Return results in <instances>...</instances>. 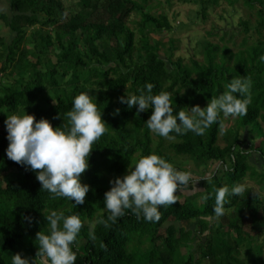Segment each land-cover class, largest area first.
I'll list each match as a JSON object with an SVG mask.
<instances>
[{"label":"trees","instance_id":"16d2710c","mask_svg":"<svg viewBox=\"0 0 264 264\" xmlns=\"http://www.w3.org/2000/svg\"><path fill=\"white\" fill-rule=\"evenodd\" d=\"M9 1L15 13L12 18L0 12V23L8 33L16 34L9 44L0 29V264H12L16 253L35 257L36 233L48 234L44 216L51 211L80 216L83 227L71 245L75 264H198L193 252L180 257L181 248L197 238L194 231L185 229L193 220L198 221L199 233L206 235L196 247L199 259L209 264H264L259 255L262 246L255 250L251 241L258 238L251 230L264 228V198L254 186H246L243 195H228L222 217L214 213L219 187L231 190L246 179L254 183L258 179L255 185L264 190V170L255 164L252 170L250 164L252 152L264 159V0L244 1L249 9H256L253 25L250 19L239 23L246 35L252 32L251 44L248 36L236 49L230 47L231 38L221 37L220 43L203 39L196 45L202 60L194 54L188 61L174 58L177 42L163 37L174 25L161 7L172 6L174 0ZM178 1L199 5L200 15L207 20L209 11L223 0ZM133 15L138 19L132 20ZM30 29L37 31L29 39ZM154 36L160 39L154 41ZM31 41L33 48L27 46ZM240 76L251 80L250 103L245 115L227 117L236 121L234 129L225 132L220 129V121L225 123L221 113L204 135L171 133L174 138L166 139L145 124L151 108L138 113V106L128 108L119 101L121 96L139 95V89L146 91V84L151 83L152 94H171L175 114L197 104L206 107L212 96L222 94L225 85ZM2 77L14 81L3 83ZM81 92L97 103L108 131L92 145L89 167L80 177L89 191L84 204L76 205L74 200L54 198L42 189L36 172L8 159L4 122L8 115L27 113L37 121L47 119L54 128L63 127L66 113ZM116 109L120 111L114 116ZM256 128L262 131L261 145L248 152L243 146L250 143ZM244 132L249 136L246 141L242 140ZM221 133L224 145L219 144ZM154 137L158 138L156 147ZM170 150L199 167H221L198 183L192 198L184 194L182 199L178 191L176 204L159 208L158 222L143 216L137 219L131 209H125L107 227L95 223L109 215L104 194L110 190V180L125 175L140 155L156 154L175 164ZM188 188L194 191L195 183L190 182ZM169 221L173 224L166 227ZM175 223L183 227L177 229ZM93 225L95 241L89 238ZM242 246L247 248L246 260L240 256Z\"/></svg>","mask_w":264,"mask_h":264},{"label":"clouds","instance_id":"9594fccd","mask_svg":"<svg viewBox=\"0 0 264 264\" xmlns=\"http://www.w3.org/2000/svg\"><path fill=\"white\" fill-rule=\"evenodd\" d=\"M145 88L146 91L139 89V95L121 96L119 101L128 108L138 106V113L151 108V116L145 122L148 129L163 138L172 139L171 133L204 135L218 122L221 113L225 118L245 115L250 103L251 80L244 76L233 77L225 85L224 92L212 96L206 107L197 104L182 108L175 114L169 92L160 91L154 95L151 83ZM236 93L242 98L234 95ZM119 111L116 109L113 115H118ZM66 118L67 123L63 127L54 128L45 118L37 121L34 115L27 113L8 115L4 122L9 141L6 155L11 161L36 172L42 189L54 198L63 197L82 205L89 185L82 184L80 177L89 167L92 145L108 129L97 103L87 92L75 96ZM223 128L220 121V129ZM192 179L190 172L177 170L156 154L140 155L132 166H128L125 175L110 180V190L104 194V207L109 215L107 220L100 218L95 223L107 227L108 221L114 223L125 214V209H131L137 219L143 216L149 222H158L161 219L159 208L176 204L177 192L188 190ZM245 191L246 186L239 183L231 190L227 186L217 188L215 216L219 218L225 214L228 195H243ZM44 218L48 223V234L44 231L36 233L38 250L35 257L30 259L16 253L12 255V264H75L77 257L71 245L83 227L79 214L51 211ZM89 238L96 239L94 225L90 226ZM101 247L106 246L102 244Z\"/></svg>","mask_w":264,"mask_h":264},{"label":"rangeland","instance_id":"374dc122","mask_svg":"<svg viewBox=\"0 0 264 264\" xmlns=\"http://www.w3.org/2000/svg\"><path fill=\"white\" fill-rule=\"evenodd\" d=\"M245 0H231V3L228 0H223L221 4L218 7L212 8L208 13V18L205 20L201 15L200 11L201 8L199 5H196L195 3H186L183 1L174 0L173 5L168 7L166 4L163 5L161 8L164 10H167L169 12V17L173 21L174 30L170 33L165 34L163 37L172 38L177 42L178 50L175 52V57H182L185 61H188L191 57H194V54H196V58H199L202 60L203 56L199 53L196 48V45L199 43V41L206 39L208 41L214 42V43H220L221 37H227L231 38L230 47L233 49L239 48V46L242 44V41L245 36L249 37L248 43H252V39L250 38V35H246L244 29L239 25L241 20H251L252 25L255 23L256 19V9H249L244 4ZM160 9V8H159ZM158 9H156L155 12H157ZM0 12H4L8 14L9 18L11 19L12 16L15 14L12 12L10 8V1L9 0H0ZM138 19L137 16L133 15L132 20ZM131 25V24H130ZM132 26V25H131ZM0 29L4 36H6V41L10 44L12 40L16 37V34L8 33L7 29L5 28V25L3 23H0ZM39 28V26L37 27ZM36 28V29H37ZM35 29V28H34ZM30 29L28 32V38L30 39L29 34L32 32H35L37 30ZM253 31V30H251ZM209 32L212 33V35L209 34ZM160 37L154 36V41L159 40ZM233 43H236V45H233ZM35 43L32 41L28 43L27 46L33 48ZM1 68V65H0ZM2 76V74H0ZM14 80H5L4 77H2L3 83H12ZM235 119H227L225 118L224 128L223 132L225 130L234 129L235 126ZM264 127V125H263ZM264 131V130H263ZM262 131L260 128L255 129V134L251 138V141H247V144L243 146V148L246 151H250L251 148H255L256 146L261 145V137ZM249 138L248 135L244 134L242 135V140L246 141ZM225 139L223 136V133L220 134V140L219 144L224 145ZM158 144V138L154 137V147H156ZM255 146V147H254ZM170 155L172 156L173 161L172 165L174 167H177L176 169L179 171H188L191 173L192 181L195 183L196 188H198V183L203 181L205 178L209 176V173L212 171H216L218 168L221 167V165H209L208 167H199L197 166L193 161L190 159L183 157V156H177L172 150L169 151ZM255 154L254 152H252ZM250 163L252 165V170L255 169L253 159L250 157ZM260 169V168H259ZM259 171H263L260 169ZM255 183L252 182L250 179H246L244 182L245 186H254L260 195H262V199L264 198V190L261 189L260 185L258 184V179L254 180ZM264 187V181L262 182ZM261 184V186H262ZM188 190L180 191L183 195L185 194L190 196L191 198L194 196L195 192ZM211 220V219H210ZM214 222L217 221V219L213 220ZM173 224L172 221H169L165 226ZM175 226L177 229L182 228L183 226L180 223H175ZM199 224L197 220H193L187 225H185L186 230L194 231V236L197 237L196 240L186 246L181 248V256L183 255L185 257L188 256L189 253L193 252L195 255V258L198 260V264H209L207 260L205 259H199L201 257L200 252L196 250L197 245L199 244L200 240H205L206 235H203L199 233ZM218 227V226H217ZM226 231V229H225ZM253 237H258L257 239H251V241H254L253 243V249L258 250L259 246H262V250L260 252V257L262 260H264V228L257 227L254 230H251L250 232ZM199 239V240H198ZM160 243V242H159ZM147 247V246H144ZM149 247V246H148ZM247 248L242 246L240 247V256L243 260L248 259V255L246 254ZM253 251L256 254V251Z\"/></svg>","mask_w":264,"mask_h":264},{"label":"crops","instance_id":"0c3cea01","mask_svg":"<svg viewBox=\"0 0 264 264\" xmlns=\"http://www.w3.org/2000/svg\"><path fill=\"white\" fill-rule=\"evenodd\" d=\"M251 153V158L253 159V163L260 169L264 170V159L260 157L259 153L254 152Z\"/></svg>","mask_w":264,"mask_h":264}]
</instances>
